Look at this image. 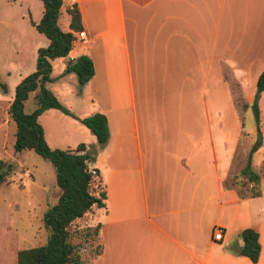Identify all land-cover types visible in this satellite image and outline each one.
<instances>
[{
  "label": "crops",
  "instance_id": "obj_1",
  "mask_svg": "<svg viewBox=\"0 0 264 264\" xmlns=\"http://www.w3.org/2000/svg\"><path fill=\"white\" fill-rule=\"evenodd\" d=\"M71 3L82 29L72 32L67 55L50 61L46 87L78 118L102 113L108 137L98 146L55 108L38 122L48 147L83 143L94 152L89 166L105 198L85 213L99 223L100 252L89 264H264V157L257 171L251 165L257 147L250 167L259 194L240 197L224 185L234 162L243 168L242 134L246 140L258 130L264 111L263 89L258 124L244 128L264 69V0H62L61 31L69 30L64 6ZM82 54L93 74L78 86L74 73L62 71ZM214 225L223 227L219 241L211 239ZM245 228L257 233L255 262L238 253Z\"/></svg>",
  "mask_w": 264,
  "mask_h": 264
},
{
  "label": "trees",
  "instance_id": "obj_2",
  "mask_svg": "<svg viewBox=\"0 0 264 264\" xmlns=\"http://www.w3.org/2000/svg\"><path fill=\"white\" fill-rule=\"evenodd\" d=\"M39 1L43 7L41 17L37 22H33L28 17V22L48 40V43L36 49L34 70L14 86L13 97L7 112L15 125L12 144L14 152L31 150L48 161L54 169V182L58 189V196L56 202L48 207L41 217L43 226L48 231L45 242L37 246L18 249L15 254V264H82L76 246L70 240V226L76 220L81 219L92 206L102 207L104 205L105 192L98 170L89 166L94 158V152L83 143H78L72 149L48 147L42 135L38 115L48 108H55L73 117L94 135L98 146L106 142L108 130L106 118L102 113L93 112L78 118L63 107L46 87V83L50 81V61L67 55L74 38L72 32L81 30L82 25L75 3L64 6L69 16V30L61 31L56 21L62 7V0ZM68 72L74 73L78 86L84 85L93 74L91 60L86 55H78L68 61L62 74ZM0 87L5 92V85L0 83ZM263 89L264 69L256 78L255 94H259ZM30 94L35 99V106L29 113H25L23 111L24 102ZM251 109L257 125L258 110L255 103L251 104ZM257 146V143L251 145L245 164L239 171L240 180L233 178L230 183L224 182L226 187L236 184L242 187L252 182L246 194L237 190L240 197L259 194L257 186L259 176L250 167V156ZM10 170V163L0 159V184L5 181ZM95 178L96 185L99 186L98 191L92 187V181ZM98 229L99 223H96L90 231L96 240L95 255L100 252V244L97 242ZM239 236L242 245L238 253L255 262L259 253L257 233L250 228H245L239 232Z\"/></svg>",
  "mask_w": 264,
  "mask_h": 264
},
{
  "label": "rangeland",
  "instance_id": "obj_3",
  "mask_svg": "<svg viewBox=\"0 0 264 264\" xmlns=\"http://www.w3.org/2000/svg\"><path fill=\"white\" fill-rule=\"evenodd\" d=\"M40 13L41 4L38 0H0V83L7 88L3 92L0 87V159L11 165L5 181L0 184V264H15L18 249L45 242L48 231L43 226L41 216L46 208L56 202L58 196L51 164L31 150L14 152L12 144L15 125L7 112L9 94L13 93L18 75L26 76L34 70L35 55L32 53V47L34 44L39 47L46 45L45 37L29 28L28 24V17L37 21ZM53 64L56 71L57 63ZM64 84L74 87L69 78L64 80ZM34 106L35 99L32 95L24 102L23 111L29 113ZM242 122L246 130L256 126L252 109L242 114ZM260 130L263 133L262 140ZM245 135L242 134L236 157L241 155L245 158L250 146L257 143L259 135L258 149L253 152L251 163L257 171L258 160L264 157V111L258 130L246 140ZM234 164L226 177V183H230L233 178L240 180L238 166L235 162ZM235 186L245 194L249 191L248 183L242 187L238 184ZM92 187L98 191L96 178L92 181ZM88 215L70 226V240L75 244L82 264H89L96 254V240L90 233L94 222L89 220Z\"/></svg>",
  "mask_w": 264,
  "mask_h": 264
},
{
  "label": "built area",
  "instance_id": "obj_4",
  "mask_svg": "<svg viewBox=\"0 0 264 264\" xmlns=\"http://www.w3.org/2000/svg\"><path fill=\"white\" fill-rule=\"evenodd\" d=\"M76 38L81 41H84L86 39V36L82 31H80L77 33ZM222 233H223V227L220 225H214L211 229V239L213 241H219L222 237Z\"/></svg>",
  "mask_w": 264,
  "mask_h": 264
},
{
  "label": "water",
  "instance_id": "obj_5",
  "mask_svg": "<svg viewBox=\"0 0 264 264\" xmlns=\"http://www.w3.org/2000/svg\"><path fill=\"white\" fill-rule=\"evenodd\" d=\"M257 99H258V95H255V98H254L255 103H256ZM257 136H258V139H257V143H258L259 142V135H257Z\"/></svg>",
  "mask_w": 264,
  "mask_h": 264
}]
</instances>
